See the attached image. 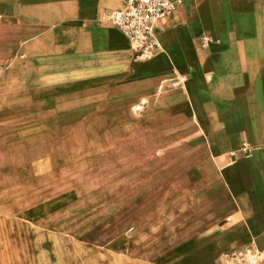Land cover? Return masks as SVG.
Masks as SVG:
<instances>
[{
    "label": "crops",
    "instance_id": "crops-1",
    "mask_svg": "<svg viewBox=\"0 0 264 264\" xmlns=\"http://www.w3.org/2000/svg\"><path fill=\"white\" fill-rule=\"evenodd\" d=\"M174 1L156 26L160 48L138 60L103 19L122 0H0V66L26 74L21 92L0 77V119L5 108L71 113L74 129L120 131L147 174L183 178L112 250L115 264L264 256V0ZM65 96L83 99L69 109Z\"/></svg>",
    "mask_w": 264,
    "mask_h": 264
},
{
    "label": "rangeland",
    "instance_id": "rangeland-1",
    "mask_svg": "<svg viewBox=\"0 0 264 264\" xmlns=\"http://www.w3.org/2000/svg\"><path fill=\"white\" fill-rule=\"evenodd\" d=\"M24 69L2 65L0 77L25 91ZM32 84L37 88L40 81ZM60 99L71 109L83 98ZM5 110L0 264H115L112 250L136 232L138 220L168 203L174 180H183L147 174V162L120 144V131L107 136L102 129H74L71 113Z\"/></svg>",
    "mask_w": 264,
    "mask_h": 264
},
{
    "label": "built area",
    "instance_id": "built-area-1",
    "mask_svg": "<svg viewBox=\"0 0 264 264\" xmlns=\"http://www.w3.org/2000/svg\"><path fill=\"white\" fill-rule=\"evenodd\" d=\"M124 7L105 12L103 19L117 26L127 37L138 60L154 57L161 44L156 35L157 24L177 9L174 0H122ZM208 36L202 37L207 48ZM227 264H264V256L254 247H246L226 257Z\"/></svg>",
    "mask_w": 264,
    "mask_h": 264
}]
</instances>
